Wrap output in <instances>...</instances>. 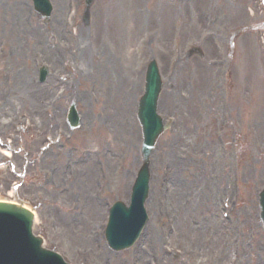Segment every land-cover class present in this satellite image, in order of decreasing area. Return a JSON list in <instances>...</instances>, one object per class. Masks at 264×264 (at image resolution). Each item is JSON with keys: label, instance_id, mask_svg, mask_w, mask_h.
Returning a JSON list of instances; mask_svg holds the SVG:
<instances>
[{"label": "rangeland", "instance_id": "rangeland-1", "mask_svg": "<svg viewBox=\"0 0 264 264\" xmlns=\"http://www.w3.org/2000/svg\"><path fill=\"white\" fill-rule=\"evenodd\" d=\"M69 1L50 0L54 12L46 23L34 13L30 0H0V196L6 197L16 184L21 197L39 204L35 231L47 247L73 264H102L97 256L105 252L114 256L105 263L137 264L151 230L161 240L150 241V249L165 257V264H264L257 200L264 185V0H94L87 27L82 22L83 0L71 1L80 15L70 34L76 38L80 34L86 44H95L97 25L100 28L106 22L99 33L117 36L111 51L128 81L122 87L131 86L130 97L137 92L135 104L143 90L147 61H157L165 83L158 113L173 119L152 155L147 232L137 245L121 253L110 252L101 237L85 238L100 229L110 204L126 200L127 188L139 169L136 106L125 115L116 112V129L132 121L134 137H130L111 126L115 117L108 104V83L89 73L79 79L73 67L78 55L57 66L52 62L59 43L75 48L78 44L73 36L61 41L54 38L63 34V27L66 30ZM59 3L62 15L59 26L53 27ZM192 47L201 49V58H186ZM89 48L87 63L98 69L99 49ZM67 64L71 70H65ZM40 65L53 68L44 83L38 80ZM64 73L70 74L69 81L61 80ZM76 94L82 122L78 130L69 131L63 113ZM52 116L58 117L57 123ZM56 130L62 133L60 144L40 158L44 135L53 134L55 139ZM1 149H8L9 157ZM171 162L180 169L176 177ZM100 166L106 168L107 186L91 221L86 211L78 216L85 207L79 195L88 187L83 170L95 169L88 188V198L94 202L98 184L94 177ZM40 170L53 174L46 186L39 181ZM69 176L76 182L70 189L80 183L76 196L52 187ZM162 183L167 192L157 197ZM228 186L233 187L232 194H226ZM214 188H220L219 197L210 195ZM174 189L177 200L167 207ZM225 195L234 206L227 221L221 215ZM155 199L159 205L166 204L159 208ZM99 244L102 253L96 252ZM89 248L95 254L88 258L83 252Z\"/></svg>", "mask_w": 264, "mask_h": 264}, {"label": "bare ground", "instance_id": "bare-ground-1", "mask_svg": "<svg viewBox=\"0 0 264 264\" xmlns=\"http://www.w3.org/2000/svg\"><path fill=\"white\" fill-rule=\"evenodd\" d=\"M174 3H176V2H174ZM62 6H63V4L59 3V5L55 8V15L52 18L53 27H56L57 25L59 26V19L61 16ZM97 21H99V18L97 19ZM105 26H107L106 22H104V25H101L100 28L97 25L98 37H95V44L96 45L91 43V42L89 44H86L83 40L82 35L79 34V37L81 39L80 40L81 43H78V47H79V49L77 51L78 59L75 62V64L78 67L76 68V71L78 72L79 79H81L84 75L89 73V74H96V77L101 79L102 82L108 83V85H109L108 91H107L108 96H109L108 104L110 106V112H111L112 116L115 117V121L113 122V125L111 124V126L116 131H119V132L123 131V133H125L127 136L134 137V128H132L130 126V123L132 121H130L127 126L123 124V126H124L123 129L119 130V129L115 128L116 112H120V115H125L129 112L130 109H133V107H135L134 104H135L137 92H135L133 94V96L130 97V94L128 91L131 90V86L122 87V85L128 81L125 77V74L123 72H121L120 70H118L119 61L116 57L113 56L112 51H111V49L113 50L115 48L114 41L117 40V36H115V35L111 36L110 35V37H109L107 34H103V35L100 34L99 30L104 29ZM138 26L139 25L136 24L135 28H137ZM89 47H91V50H93V51L99 49L98 53L100 56L99 59H101V64H100V68H98V69L91 68V63L90 62L87 63L86 58L88 56L86 57V55H88L90 53ZM91 59H94V58L92 57ZM46 85L47 84H45V86ZM45 86H43V87H45ZM50 86H51L50 88H52V85H50ZM40 99H41V97H40ZM74 99L77 103H79V97L77 94H76ZM84 102H86V104L89 105V103L87 101H85V99H84ZM5 155H9V154L6 153ZM107 168H108V170H110V165H107ZM171 169L172 170L174 169V174L176 177L178 175L180 169L177 167V165H173V162H171ZM93 172H94V168L89 170L90 176ZM209 191H210V189H209ZM209 191H208V194H209ZM173 193H174V196L173 197L171 196L169 201H168V207H171L173 205L174 201L177 200L176 199L177 192H175V189H174ZM210 195L211 196L214 195V197L215 196L219 197L220 188L219 189L218 188L212 189ZM8 196L12 197L13 193L10 192L8 194ZM88 196H89L88 191L83 190L82 191V199H83V201H85L86 206L88 207V208L86 207L87 219L94 221L95 220V214L98 211L97 203L90 201ZM148 203H149V201H148ZM148 203H147V206H148ZM88 220H86L84 222V224H88L87 223ZM187 230H185V231H187ZM212 230L215 232L216 229L212 228ZM150 241L151 242L160 241L157 234L153 230L148 232L147 243L148 242L149 243L147 245V249L145 250V252H143V253H145V254H143V256H141V255L137 256V258H136L137 264H144L148 259H150L153 256L154 251L148 250L152 246V243ZM94 252L95 251H93V254H94ZM134 253L135 252H133L132 254L134 255ZM135 255H136V253H135ZM101 258H102L101 259L102 263H105L106 260L114 259V257L110 254L101 255ZM105 264H107V263H105ZM124 264H126V263H124Z\"/></svg>", "mask_w": 264, "mask_h": 264}, {"label": "water", "instance_id": "water-1", "mask_svg": "<svg viewBox=\"0 0 264 264\" xmlns=\"http://www.w3.org/2000/svg\"><path fill=\"white\" fill-rule=\"evenodd\" d=\"M92 2L93 0H88L87 8ZM148 89L154 91V87H149V85ZM160 91L161 85L156 86V96ZM144 161L146 168L147 160L144 159ZM146 173L147 169L141 172L139 181L145 178ZM135 188L136 193L144 192L138 184ZM260 208V219L264 227V190L260 194ZM126 213L124 209H120L114 215L112 230L119 234L128 232V240L116 234L108 237L110 244L118 250L130 246L136 239L138 235L136 232L139 228L136 221L142 218L138 208H135L132 216H126ZM32 218V211L23 207L21 202L19 205L0 203V264H62L57 256L40 249L42 243L40 239L30 237Z\"/></svg>", "mask_w": 264, "mask_h": 264}]
</instances>
